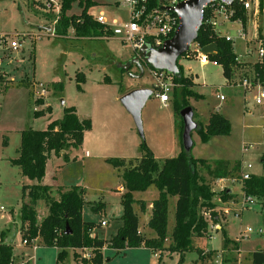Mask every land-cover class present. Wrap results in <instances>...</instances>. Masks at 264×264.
<instances>
[{
	"label": "rangeland",
	"instance_id": "rangeland-1",
	"mask_svg": "<svg viewBox=\"0 0 264 264\" xmlns=\"http://www.w3.org/2000/svg\"><path fill=\"white\" fill-rule=\"evenodd\" d=\"M78 1L71 4L68 14L81 12ZM93 1L95 5L88 9L92 16L102 13L108 22L127 19L124 0ZM59 3L60 0H0V37L6 39V44H0V232H4L3 240L13 247V264H56L58 251L56 247L44 246L37 241L25 245L21 239V186L35 180L23 177L18 166L9 160L18 154L19 130L44 128L47 118H60L65 106H74L80 119L90 120L91 128L85 132L81 145L67 151L68 161L61 154L48 161L43 182L51 185L52 195H56L58 186L84 187L83 218L97 223L105 219L108 223L95 227L100 238H110L117 224L122 225L120 197L126 191L122 186L120 168L113 167L106 159L139 157L141 141L158 156L177 155L159 152L173 147L175 141V150L180 149L172 93H168L170 99L167 102L160 100L154 70L140 60L142 75L135 77L140 72L136 64H131L136 53L129 43L117 37L76 38L73 29H69L68 37L55 36L53 27L59 14ZM257 24L258 30L263 32L264 8ZM44 26L50 30L46 31ZM235 26L226 25L231 36L235 35ZM250 30L247 29L248 35ZM13 40L21 42L17 49L10 48ZM233 51L242 55L244 41L235 38ZM178 63L188 73L186 75L196 78L194 89L202 95L198 100H189L194 120L205 125L209 113L216 111L227 117L231 126L228 135L212 136L207 142H202L196 130H192L191 155L208 162L226 159L239 161L242 165L250 164V174L264 176V163L260 161L264 153L261 128L264 117L259 107L250 106L251 114L243 112L244 99L250 105L252 95H244L240 88L226 84L222 67L209 59L201 63L194 57L181 56ZM77 79L80 80V91L76 88ZM56 82H62L61 92L54 89L53 83ZM142 87L152 89V94L141 109V136L120 97ZM216 93L223 94L226 99L219 101ZM38 98L42 103L36 104ZM48 105L50 113L44 111L39 116L33 115L34 111ZM3 140L9 142L8 147H4ZM245 144L251 147L244 150ZM103 155L107 156L106 159L100 158ZM239 180L235 183L226 181L230 191L237 193V201L229 204L234 209L224 211L226 224L223 229L209 228L208 235L194 237L193 249L184 252L180 262L178 253H154L145 247H135L120 251L107 249L101 264H250V249H264V199L252 196L253 203L244 204L242 180ZM157 192L154 186H149L131 193L135 200L134 210L139 215V228L149 234H153L145 225L149 213L141 212L137 201L142 199L150 203ZM174 200L175 197L169 198L168 234L173 226ZM98 201L106 205L100 214L91 210V205ZM36 210L38 220L46 215L42 200L38 201ZM213 210L218 211L216 206ZM225 238L241 241L240 246L227 249ZM76 251L78 253L73 254L72 249L68 250L64 264H76V261L82 264L90 258L88 249Z\"/></svg>",
	"mask_w": 264,
	"mask_h": 264
},
{
	"label": "trees",
	"instance_id": "trees-1",
	"mask_svg": "<svg viewBox=\"0 0 264 264\" xmlns=\"http://www.w3.org/2000/svg\"><path fill=\"white\" fill-rule=\"evenodd\" d=\"M74 1L76 0H60L59 14L53 27L55 36L65 37L68 30L73 29L76 37H112L110 30L99 24L88 12L90 6L95 5L93 0H79L81 12L68 15L67 11ZM263 8L264 0H260V9ZM236 15L242 14L238 11ZM194 43L199 47L215 43L217 51L214 55H207V59L220 65L225 77L229 76L230 67L237 63V56L229 41L215 35L211 28L203 23L198 29ZM182 56L188 57V52ZM178 60V72L171 74L174 83L171 93L180 151L175 156L157 159L145 142L141 141L139 157L106 159L113 167L120 168L122 185L126 190L120 197L122 225L109 239L91 235L97 224L82 219V207L85 203L83 187L79 185L59 187L56 191L57 197H54L51 194V187L41 183L49 155H60L63 151L61 155L68 161L67 151L81 145L84 132L91 128L90 120L80 119L74 106H65L61 117L50 120L44 129L28 127L20 131L18 155L9 160L12 165L19 167L22 176L35 180L32 184L21 186L19 215L21 239L22 242L26 241L25 245L37 241L44 246L56 247L58 249L56 264H64L69 249L74 250V254L77 249H90V258L84 260L82 264H101L104 259L101 252L103 247L120 251L141 246L154 253L163 251L178 253L180 262L182 254L193 249V238L205 236L209 224L219 222L218 213L213 210L215 206L213 197L218 195L220 199L225 200L230 195L226 189L214 192L202 171L206 169L207 174L215 178L237 176V173L240 175V162L224 160L208 162L206 159L193 157L190 151H184L181 141L183 122L179 112L190 105V98L198 100L202 95L194 89L196 84L193 76L185 74ZM78 76L79 74H76V77ZM105 80L108 81L107 78ZM78 81L80 80L77 79L76 88L80 91ZM53 86L60 92L63 88L62 82L53 83ZM36 101L37 104L42 103L41 99ZM44 111L50 112V107L36 110L33 115L39 116ZM195 130L200 140L207 142L212 136L228 135L231 126L225 116L213 111L205 125L197 122ZM2 144L6 145L5 140ZM260 161L264 163V153L261 154ZM149 186H154L158 191L157 197L151 201L150 215L146 222V226L154 232L153 237H147L140 232L139 216L134 210L135 200L131 194L133 191L145 190ZM242 191L245 196L264 199V176L251 174L248 179L242 180ZM170 197H175V203L172 231L168 234L167 214ZM40 200L44 202L46 215L38 220L36 207ZM137 203L139 210L145 212L146 202L138 200ZM104 207L105 204L98 201L91 205V210L100 214ZM3 237L4 232L1 231L0 264H13V247L5 242ZM230 242L237 247V242L225 238V245ZM250 264H264V249L251 252Z\"/></svg>",
	"mask_w": 264,
	"mask_h": 264
},
{
	"label": "built area",
	"instance_id": "built-area-1",
	"mask_svg": "<svg viewBox=\"0 0 264 264\" xmlns=\"http://www.w3.org/2000/svg\"><path fill=\"white\" fill-rule=\"evenodd\" d=\"M185 0H124L127 6V19H113L108 22L102 13L94 19L105 28H108L112 37L119 38L124 43H129L132 50L137 53L143 47L158 49L164 46L180 25L179 16L174 8L179 2ZM240 11L242 15H236ZM261 12L260 0H214L205 3L200 11L201 25L204 23L211 28L218 37L224 38L234 46L235 38L244 41V51L240 58L236 57V64L230 67L229 76L225 77L226 84L240 88L243 94H251V104L247 105L244 99L243 112L251 114L250 106L259 107L264 117V31L258 30V16ZM234 24L235 35L226 30V25ZM250 28V35L247 29ZM6 44V39L0 37V44ZM21 42L10 41V48L17 49ZM188 57H194L201 63L207 61V54L194 42L189 46ZM244 57L245 59H243ZM154 70L156 89L160 100L165 103L169 99L168 93L172 92L174 83L171 73ZM43 94V93H42ZM219 101H224L225 96L216 93ZM264 133V125L261 126ZM264 142V140H263ZM251 147L244 145V150ZM250 164L240 165V179H248ZM244 204L253 203L252 196L244 195ZM101 221V225H105ZM214 227V225L212 226ZM26 241H23L25 244ZM84 256L89 254L83 253Z\"/></svg>",
	"mask_w": 264,
	"mask_h": 264
},
{
	"label": "water",
	"instance_id": "water-1",
	"mask_svg": "<svg viewBox=\"0 0 264 264\" xmlns=\"http://www.w3.org/2000/svg\"><path fill=\"white\" fill-rule=\"evenodd\" d=\"M209 1L214 0H185L176 5L174 11L179 16V27L175 33L165 41L163 47L158 49L143 47L136 53L131 60V64H136L140 72L138 75H135V77H140L142 75L140 60L155 70H165L171 74L178 72L177 60L188 51L189 46L195 41L198 29L201 26V20L199 18L200 11L203 5ZM201 51L207 55H214L217 51V46L215 43H209L202 46ZM151 94L152 89L142 87L132 89L120 97L122 105L132 115L138 133L141 136L143 132L140 113L143 105ZM179 114L183 122L181 134L182 147L184 151L189 152L193 147L191 132L197 128V123L193 119V109L190 105L182 108ZM61 153H63V151ZM66 232H68L67 225Z\"/></svg>",
	"mask_w": 264,
	"mask_h": 264
},
{
	"label": "crops",
	"instance_id": "crops-1",
	"mask_svg": "<svg viewBox=\"0 0 264 264\" xmlns=\"http://www.w3.org/2000/svg\"><path fill=\"white\" fill-rule=\"evenodd\" d=\"M67 14H68V12H67ZM68 15H70V14H68ZM44 29L46 30V31H49L50 30V28L48 27V26H44ZM69 33H70V31L68 30V34L66 35L67 37H68V35H69ZM74 37H76L75 35H74ZM99 37H102V36H98V37H94V38H99ZM76 38H87V37H76ZM89 38V37H88ZM102 38H105V37H102ZM111 38V37H110ZM236 54V53H235ZM237 56H238V58H240L241 57V55H239V54H236ZM186 73V72H185ZM186 74H188V73H186ZM193 76V75H192ZM4 81H5V79H4ZM193 81H194V83L197 85V81H196V78H194L193 77ZM39 99V98H38ZM169 99H170V96H169ZM168 99V100H169ZM226 99V98H225ZM167 100V101H168ZM35 101H36V99H35ZM43 102H44V100H43ZM36 104H37V102H36ZM191 105V104H190ZM49 106V105H48ZM47 107V106H46ZM45 107V108H46ZM50 107V106H49ZM218 107H220V106H217L216 107V109H219ZM45 108H42V109H45ZM75 108V107H74ZM76 110V109H75ZM47 112V111H46ZM50 112H51V107H50ZM49 112V113H50ZM48 113V112H47ZM211 113V112H210ZM209 113V114H210ZM76 114H77V111H76ZM193 116H194V111H193ZM227 118V117H226ZM53 119H57V118H51L50 116L47 118V120H46V125L49 123V121L50 120H53ZM194 119V118H193ZM228 119V118H227ZM195 121V120H194ZM196 122V121H195ZM197 123V122H196ZM206 124V123H205ZM46 127V126H45ZM44 127V128H45ZM44 128H42V129H44ZM33 129H35V128H33ZM21 130H23V129H21ZM21 130H19V134H20V131ZM86 132V131H85ZM85 132H84V134H85ZM84 137V136H83ZM175 144H176V141H175V143H174V146L173 147H167V148H165V149H160V153L162 154V152H170V153H179V151H180V149H178V150H175ZM8 145H9V142L8 143H6V145L4 146V147H8ZM3 146V145H2ZM149 148H151L150 146H149ZM18 149V148H17ZM17 149H16V151H17ZM151 151H152V153H153V155L157 158V159H162V158H166V156H158L157 154H155L154 153V150L151 148L150 149ZM18 153V152H17ZM60 154H62V153H60ZM86 154H87V152H86ZM18 155V154H17ZM55 154H50L49 155V157H48V159H47V162H46V165H47V163H48V161L51 159V158H53V156H54ZM171 156H175L176 154H170ZM171 156H168V157H171ZM16 157V156H15ZM105 157H107V156H101L100 158H103V159H106ZM14 158V157H13ZM119 158H124V159H129V158H126V157H119ZM195 158H199V157H195ZM11 159V158H10ZM216 160H221V159H216ZM208 161V160H207ZM224 161H229V160H226V159H224ZM239 162V161H238ZM241 164V163H240ZM19 168V167H18ZM202 174L207 178V180L210 182V185H211V188H212V190L214 191V192H216V193H218V192H221V190H223V189H226L227 190V193L230 195V197L228 198V199H225V200H223V199H220L219 198V196L218 195H216L215 196V198H214V204H215V206H216V209L218 210V211H216L217 213H218V217H219V222H217V223H212V224H209V227H208V229L207 230H209V228L211 229H223V227L225 226V224H226V222H225V214L227 213V211H228V209H234V208H232V206H229V204L230 203H234L235 201H237L236 199H237V193H233V192H231L230 191V189H229V187H227L226 186V181H229L230 183H235L237 180H239L240 179V176L238 177V176H232V177H218V178H215V177H212L211 175H209V174H207V172L203 169V171H202ZM24 177V176H23ZM43 179H44V177L41 179V183L42 184H46V183H44L43 182ZM240 181V180H239ZM26 184H31V183H26ZM46 185H48V186H50L51 187V185H49V184H46ZM79 186H81V185H79ZM123 186V185H122ZM241 191H242V182H241ZM82 187V186H81ZM58 188H59V186H58ZM57 188V189H58ZM84 188V187H83ZM57 189H56V191H57ZM51 191H52V189H51ZM52 194V193H51ZM157 194H158V192H157ZM242 195L244 196V193H243V191H242ZM54 197H57V192H56V195H53ZM157 197V196H156ZM155 199V198H154ZM140 200H142V199H140ZM153 200V199H152ZM151 200V201H152ZM143 201H145V200H143ZM146 202V201H145ZM174 203H175V200H174ZM174 203H173V212H174ZM236 203V202H235ZM105 204V203H104ZM150 204H151V202L150 203H147L146 202V210H145V212H148L149 213V215H150ZM105 207H106V205H105ZM105 207H104V210H105ZM224 211L226 212V213H224ZM137 213V212H136ZM139 213V212H138ZM168 213H169V204H168ZM139 216V215H138ZM167 216H168V214H167ZM148 218H149V216H148ZM148 218H147V220H148ZM82 219L84 220V221H91V220H85L84 218H83V216H82ZM147 220H146V222H147ZM167 220H168V217H167ZM101 221H105L106 222V220L105 219H100L99 220V222L97 223V222H94V221H92V222H94L95 224H97V226L96 227H102V226H107V222L105 223V225H101L100 224V222ZM145 225H146V223H145ZM214 225V227H212ZM121 225H118L117 224V229L120 227ZM95 229L96 228H93L92 229V231H91V235H95V236H97L98 238H100L99 236H98V234H96L95 233ZM117 229H116V231H117ZM149 229V228H148ZM139 230H140V228H139ZM151 230V229H150ZM116 231H115V233H116ZM140 232L142 233V234H144L145 236H147V237H153L154 236V232H153V234H149V232L148 233H146L145 231H143V230H140ZM114 233V231L112 232V235H114L115 234ZM111 235V236H112ZM206 235H208V231H207V234ZM210 235V234H209ZM110 236V237H111ZM101 239H109V238H101ZM232 241H234V242H237L236 240H233V239H231ZM240 243H241V241H238L237 242V247L236 248H238V244H239V246H240ZM142 247V246H141ZM226 248L227 249H233V248H235L234 247V245H233V243L232 242H230L229 244H227L226 245ZM107 249H110V248H107V247H103L102 249H101V252H102V254H103V256H104V252L107 250ZM87 250V249H86ZM88 250H90V249H88ZM252 250L253 249H250V252L249 253H251L252 252ZM256 250V249H255ZM81 251V250H80ZM254 251V250H253ZM75 253H78L77 251L75 252ZM73 254H74V250H73ZM77 262H79V261H76V264H77Z\"/></svg>",
	"mask_w": 264,
	"mask_h": 264
}]
</instances>
